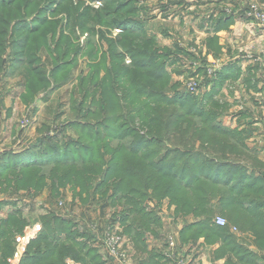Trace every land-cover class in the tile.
I'll return each instance as SVG.
<instances>
[{"label": "crops", "instance_id": "crops-1", "mask_svg": "<svg viewBox=\"0 0 264 264\" xmlns=\"http://www.w3.org/2000/svg\"><path fill=\"white\" fill-rule=\"evenodd\" d=\"M129 2L134 10L127 15L128 24L139 36L137 41L161 56L158 58L167 77L166 94H187L191 99L219 105L212 124L222 132L213 134V138L209 136L205 142L197 141L190 149L191 152L209 149L208 153L217 159L211 162L199 157L195 165L218 167L224 189L249 183L261 187L263 191L258 194L262 198L256 199V203L252 199L255 193L246 189L236 195L233 205L223 206L214 198L204 210L195 206L192 196H185L179 209L169 194L158 196L151 189L137 205L131 202L133 194L114 200L110 193L87 195L80 193L79 187L69 185L56 192L47 178L40 189L27 185L6 189L0 186V264H12L18 236L30 232L24 256L29 242L42 231V221L32 219L25 208L33 201L30 199L40 195H46V203L37 217L51 213L68 221L75 240L90 241L101 264H111L97 241L107 228L121 236L129 264H168L164 258L167 234L173 236L188 264H264V25L253 18L249 8L255 3L264 11V0ZM98 28L103 30V37ZM106 28L97 25L94 34L86 39L89 50L82 61L87 66H75V72H70L65 82L51 84L47 90L35 94L28 90L26 66L6 57L0 86L9 79L6 83L13 82L11 85L20 89L17 93L14 89L4 92L0 89V155L6 153L7 160L12 156L34 158L42 152L39 144L43 137L53 138L61 146L63 137L75 138L71 129L64 128L71 115V102L81 98L73 96L72 89L78 93L80 78L88 77L85 102L93 104L91 109L95 110V103L101 102L99 93L95 94V88L98 89L95 82H101L111 68L112 51L122 52L116 42L118 34L112 28L107 33ZM110 41L115 43L113 48ZM41 53L47 59L45 51ZM124 59L126 64L130 63L128 56ZM209 67L215 68L211 74ZM94 72L96 79L90 83ZM192 79L201 84L198 95L185 92L186 82ZM97 115L101 118V113ZM91 119H95L94 115ZM123 142L131 146L133 138L127 137ZM158 158L159 155L155 160ZM169 163L170 153L168 167ZM216 217H223L226 225H216ZM23 223L26 224L21 232L16 233V226ZM5 231L14 232L12 243L6 240ZM57 235L60 240L65 238L64 231ZM67 259L70 258L65 262Z\"/></svg>", "mask_w": 264, "mask_h": 264}, {"label": "trees", "instance_id": "trees-1", "mask_svg": "<svg viewBox=\"0 0 264 264\" xmlns=\"http://www.w3.org/2000/svg\"><path fill=\"white\" fill-rule=\"evenodd\" d=\"M39 1L43 0L0 2V74L6 69V57L20 61L28 71L31 94L67 80L68 67L81 52L79 44L74 49L78 40L77 25L86 28L89 36L95 32V27H86L89 23L119 28L116 42L122 52L112 51L111 68L101 82H95L98 88H95V94L101 96L99 105L95 103V110L91 109L93 104L85 102L88 77L80 78L77 91L81 98L71 102V115L64 123V128L71 129L78 139L63 137L61 146L53 138L43 137L39 144L42 152L34 158L12 156L10 159H15L7 160L6 153L0 155V186L3 189L26 185L40 189L47 178L56 192L69 185L79 187L80 193L87 195L110 193L114 200L133 194L131 202L137 205L148 189L158 196L169 194L179 209L185 196H192L195 206L204 210L214 198L228 207L236 202V195L246 189L255 193L252 199L258 203L256 199L262 198L258 194L263 191L261 187L249 183L224 189L225 182L218 177V167L195 165L199 157L211 162L217 159L208 153L209 149L194 152L190 149L197 141L205 142L209 136L213 138V134L222 132L212 124L219 105L209 100L191 99L187 94H174L168 99L164 87L167 77L161 71L162 61L158 58L161 56L151 51V47H142L137 41L139 36L128 24L127 15L134 10L129 0H100L98 8L85 4L81 10L79 3L68 4V0H62L52 7L49 13L52 19L38 14L29 20L28 28L19 38H13V31L18 28L16 24L25 23L26 13L32 15L28 12L32 6L44 9ZM67 5L70 15L60 20L62 13L59 11ZM17 13L21 16L15 17ZM53 22L58 26L52 32ZM24 27L20 25V29ZM67 28L70 36L65 32ZM98 33L100 37L104 36L102 31ZM110 45L113 48L115 43L110 41ZM12 46L16 52H8L6 57L1 55ZM44 51L47 59L41 57ZM125 55L130 58L129 64L125 62ZM60 56L61 60H58ZM149 64L154 65L150 68L147 67ZM48 65H51L50 70ZM95 79L96 72L90 77V83ZM97 113H101V118ZM93 115L94 120L91 119ZM114 123L118 125L112 126ZM127 137L133 138L131 146L123 142ZM134 145L143 148L135 150ZM157 155L159 158L155 160ZM25 224L16 226V233L21 232ZM70 226L62 217L44 216L42 231L29 242L20 264H66V258L81 264H101L96 249L86 245L85 241H76ZM61 231L65 232L63 240L57 235ZM4 235L6 240L13 242L14 232L5 231Z\"/></svg>", "mask_w": 264, "mask_h": 264}, {"label": "rangeland", "instance_id": "rangeland-1", "mask_svg": "<svg viewBox=\"0 0 264 264\" xmlns=\"http://www.w3.org/2000/svg\"><path fill=\"white\" fill-rule=\"evenodd\" d=\"M11 0H0V2H10ZM20 1L23 3V0H16V2H18V3H20ZM50 1V2H49ZM62 0H43V1H39V4H43V7H44V9L42 8V9H40V10H38L36 7H34V6H32L29 10H28V12H29V14H31L32 13V15H28L27 13H26V21H25V23L24 24H22L21 22L20 23H18V24H16V26L18 27L16 30H14L13 31V38H19L20 36H21V34L23 33V31H25L27 28H28V26H29V20H32L34 17H37V15L38 14H44V15H47V17L48 18H53V16H51V14H49L50 13V11H52L53 10V8L57 5V4H59L60 2H61ZM73 1V4H76V3H79L78 4V7H79V10H81L82 8H83V6H85V4H87V5H90V6H92V7H94V8H98L99 6H100V0H68L67 1V3L69 4V2H72ZM47 2H49V3H47ZM67 3H65V4H67ZM53 7V8H52ZM50 8H52V9H50ZM69 11H70V9H69V5H67V6H63L61 9H60V11H59V13H62V17L60 18V20H65V18L67 17V15L69 14L70 15V13H69ZM15 14V13H14ZM5 15H8V14H5ZM21 16V13L19 14V13H17L16 15H15V17H20ZM23 16V15H22ZM81 19V18H80ZM63 23H65L64 21H63ZM20 25H25V27H24V29H20ZM51 26H52V32H53V30H54V28H55V30H56V28H57V26H58V23L57 22H53L52 24H51ZM97 25L96 24H87L86 25V27H88V28H94V27H96ZM77 28L75 29V34L78 36V40L76 39V46L74 47V49L75 48H77V46H81V51L82 52H79L78 54H80L79 56H77V55H75L76 57H74L73 58V62H72V64H71V66H69L68 67V70H67V72H69V74H70V72H75L74 71V67L75 66H78V65H80V66H87L86 64H87V62H86V64H85V62H83L82 60L83 59H85V57L87 56V52H88V45H87V42H86V39L89 37V32H88V30H85L86 28H84V29H82V28H80V26L79 25H77L76 26ZM0 28H2L1 27V25H0ZM116 29H118V32H119V28H116V27H114V28H112V31L114 32V34H118V32H115V30ZM98 31H102L103 32V30L102 29H100V28H98ZM105 31L108 33V31H109V33H111V29L110 30H108V27L105 29ZM65 32H67V35L68 36H70L71 35V33H70V31L68 30V28H67V30H65ZM57 32H55V34H56ZM5 39V38H4ZM3 39V40H4ZM6 40V39H5ZM48 44L51 46V48L53 47V45H52V41L51 40H49L48 41ZM79 44V45H78ZM8 52H12V53H14V52H16V49H15V47H9V48H7L5 51L3 50L2 52H1V55L2 54H4V57H6V55L8 54ZM47 53H49V51L47 52ZM51 56H52V54H51ZM71 56H73V55H71ZM71 58V57H70ZM58 60H61V56L58 58ZM81 60V61H80ZM49 61V60H48ZM71 62V61H70ZM7 80H9V79H6V82H7ZM6 82H4L3 84H2V86H0V89H2V92H4V91H6V90H8V88L10 89V91H11V89L13 90L14 89V92L15 93H17L18 91H19V87L18 86H16V85H11L13 82H10L9 84L8 83H6ZM62 90H64V89H62ZM9 91V92H10ZM69 91H71V90H69ZM68 91V92H69ZM8 94V93H7ZM72 95L73 96H80L81 95V93H77L76 92V90L75 89H72ZM169 97H168V99L170 98V94L168 95ZM21 122V121H20ZM78 124H82V122H79ZM118 124L117 123H114L112 126H114V127H116ZM73 140H76V139H78V137H75V138H72ZM83 141H85L84 139H82ZM46 196V195H45ZM45 196L44 195H40V196H38V197H36V198H34V199H30V200H33V201H29L30 203H28V207H25L27 210H29V212L32 214V219H40L41 221L43 220V218L44 217H37V215H38V213L39 212H41L42 210H43V207H44V204L46 203V201L44 202V198H45ZM57 200V199H56ZM60 205V204H59ZM63 205V202H61V206ZM52 214L51 213H47V217L48 216H51ZM85 243H86V245H88V246H91V242L90 241H85Z\"/></svg>", "mask_w": 264, "mask_h": 264}, {"label": "built area", "instance_id": "built-area-1", "mask_svg": "<svg viewBox=\"0 0 264 264\" xmlns=\"http://www.w3.org/2000/svg\"><path fill=\"white\" fill-rule=\"evenodd\" d=\"M253 18L260 24L264 25V11H262L257 4L252 3L249 6ZM118 32V29L115 30ZM214 67H209L208 72L211 74L214 71ZM185 92L191 94H200L202 91L201 84L198 80L192 79L186 82L184 86ZM61 205V202H59ZM215 223L219 226L226 225V220L223 217H216ZM39 230V226L36 227V231ZM30 232L25 233L17 237L16 252L12 260V264H18L23 256L26 244L30 240ZM121 236L114 230L105 229L97 238L101 249L104 251L107 260L111 264H129V257L127 250L121 245ZM167 246L164 251V258L168 264H188L185 256L181 250L176 246L174 238L171 234L166 236ZM66 264H81V262L67 259Z\"/></svg>", "mask_w": 264, "mask_h": 264}]
</instances>
